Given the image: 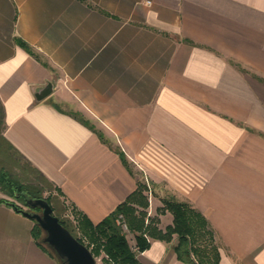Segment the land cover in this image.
<instances>
[{"label":"crops","instance_id":"0c3cea01","mask_svg":"<svg viewBox=\"0 0 264 264\" xmlns=\"http://www.w3.org/2000/svg\"><path fill=\"white\" fill-rule=\"evenodd\" d=\"M0 102L5 141L93 223L145 177L160 230L173 196L220 264H264V0H0ZM34 225L0 203V264H59ZM148 239L142 264H184L177 235Z\"/></svg>","mask_w":264,"mask_h":264},{"label":"trees","instance_id":"16d2710c","mask_svg":"<svg viewBox=\"0 0 264 264\" xmlns=\"http://www.w3.org/2000/svg\"><path fill=\"white\" fill-rule=\"evenodd\" d=\"M16 42L30 54L37 56L26 41L17 38ZM4 118V107L0 102L1 136L5 141L6 125ZM78 118L85 125L92 128L100 138L104 139L103 133L97 131L88 120L82 117ZM10 147L12 148V146ZM119 154L124 164L129 168L125 154L123 152H119ZM57 190L61 193L58 188ZM148 190V185L145 182H138L137 189L98 224L93 223L85 214L73 208L78 233H75L66 220L60 217L59 220L81 243L91 250L96 258L104 255L102 259L105 264H142L138 259V254L150 248L151 242L148 236L171 242L174 235H177L178 238L174 251L178 259L184 264H220L219 247L207 219L189 203L181 202L175 197L169 196L163 198L164 205L158 209V212L170 211L174 216V223L168 226L166 231H162L157 226V223H159L158 218H148L147 209L150 206L149 198L146 195ZM0 191L10 198H0V203H7L23 213L24 209L15 201L28 206V198H43L44 188L29 186L12 172L0 168ZM46 200L53 208L51 199L46 198ZM121 216L127 225L128 231L135 233L136 245L134 248L130 244L122 224L118 223ZM32 233L36 242L44 250L57 257L43 242L45 234L36 222Z\"/></svg>","mask_w":264,"mask_h":264},{"label":"water","instance_id":"95a60500","mask_svg":"<svg viewBox=\"0 0 264 264\" xmlns=\"http://www.w3.org/2000/svg\"><path fill=\"white\" fill-rule=\"evenodd\" d=\"M51 84L41 91L37 98L42 100L51 93ZM31 208H40L41 213L24 210L23 214L34 220L43 230V242L48 245L62 261V264H97L91 250L81 243L53 214V208L45 198H28Z\"/></svg>","mask_w":264,"mask_h":264},{"label":"rangeland","instance_id":"374dc122","mask_svg":"<svg viewBox=\"0 0 264 264\" xmlns=\"http://www.w3.org/2000/svg\"><path fill=\"white\" fill-rule=\"evenodd\" d=\"M0 168H4L12 172L18 179H20L22 182H24L29 186L43 187L44 188L43 198L51 199L54 208L53 214L58 218L60 217L61 219H64L68 223H70L75 233H78L76 227V221L74 217L75 211L73 210V207L65 202V200L62 198V194L57 190V188L52 183H50L44 176H42L23 156H21L18 152H16L3 140L1 136V125H0ZM142 181L145 182L146 184L148 183L145 177L142 178ZM15 202L19 204L24 210L31 211V209L28 206L24 205L23 203L18 201ZM32 212H38V211L33 210ZM41 212L42 211L40 210L39 213ZM155 218L157 217L155 216ZM124 231L127 233V235H129L128 229L127 230L124 229ZM46 246L51 251H53L48 245ZM58 263L62 264V261L59 258H58ZM97 263L102 264L101 257H97Z\"/></svg>","mask_w":264,"mask_h":264},{"label":"built area","instance_id":"2783aa9c","mask_svg":"<svg viewBox=\"0 0 264 264\" xmlns=\"http://www.w3.org/2000/svg\"><path fill=\"white\" fill-rule=\"evenodd\" d=\"M118 223L122 224V226H123L124 229H126V230L128 229V228H127V225H126V223L124 222L122 216L118 219Z\"/></svg>","mask_w":264,"mask_h":264},{"label":"flooded vegetation","instance_id":"af4514ba","mask_svg":"<svg viewBox=\"0 0 264 264\" xmlns=\"http://www.w3.org/2000/svg\"><path fill=\"white\" fill-rule=\"evenodd\" d=\"M28 207H29V206H28ZM29 208L31 209V211L34 210V211H38V212H39V211L41 210L40 208H31V207H29Z\"/></svg>","mask_w":264,"mask_h":264}]
</instances>
